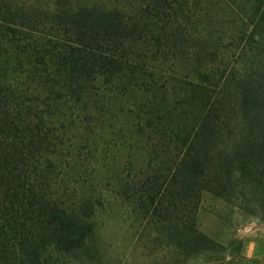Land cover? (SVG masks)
Segmentation results:
<instances>
[{"label": "trees", "instance_id": "1", "mask_svg": "<svg viewBox=\"0 0 264 264\" xmlns=\"http://www.w3.org/2000/svg\"><path fill=\"white\" fill-rule=\"evenodd\" d=\"M228 1L0 0V264H90L119 228L150 264L214 252L182 155L221 93L264 112V0ZM215 9L246 16L231 79Z\"/></svg>", "mask_w": 264, "mask_h": 264}, {"label": "rangeland", "instance_id": "2", "mask_svg": "<svg viewBox=\"0 0 264 264\" xmlns=\"http://www.w3.org/2000/svg\"><path fill=\"white\" fill-rule=\"evenodd\" d=\"M226 12H210L205 27L213 38L202 46L222 54L231 79L241 66L250 65L252 53L245 37L235 34L239 18L246 16ZM244 32L248 35L251 26ZM256 59L264 62L263 55ZM210 113L213 125L186 147L180 177L197 194L195 227L215 248L208 258L199 257L189 264H264V112L250 103L236 105L221 93ZM130 236L124 228L109 233L105 252L90 264L154 262V252L148 257L150 249Z\"/></svg>", "mask_w": 264, "mask_h": 264}]
</instances>
